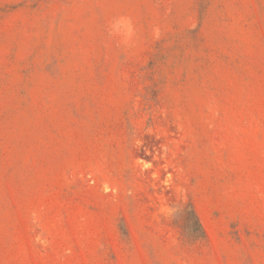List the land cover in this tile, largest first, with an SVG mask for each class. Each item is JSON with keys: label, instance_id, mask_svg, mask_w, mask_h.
<instances>
[{"label": "rangeland", "instance_id": "1", "mask_svg": "<svg viewBox=\"0 0 264 264\" xmlns=\"http://www.w3.org/2000/svg\"><path fill=\"white\" fill-rule=\"evenodd\" d=\"M0 264H264V0H0Z\"/></svg>", "mask_w": 264, "mask_h": 264}, {"label": "trees", "instance_id": "2", "mask_svg": "<svg viewBox=\"0 0 264 264\" xmlns=\"http://www.w3.org/2000/svg\"><path fill=\"white\" fill-rule=\"evenodd\" d=\"M185 228L190 234L196 237H200L204 231L198 220V217L193 209L185 213Z\"/></svg>", "mask_w": 264, "mask_h": 264}]
</instances>
